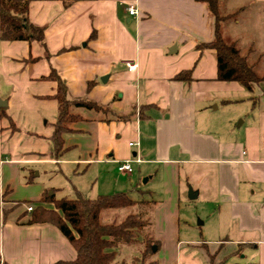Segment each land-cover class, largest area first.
Masks as SVG:
<instances>
[{"label":"crops","instance_id":"crops-1","mask_svg":"<svg viewBox=\"0 0 264 264\" xmlns=\"http://www.w3.org/2000/svg\"><path fill=\"white\" fill-rule=\"evenodd\" d=\"M247 1L264 22V0ZM129 5L138 15L129 14ZM28 18L44 29L43 43L0 39V98L7 102L0 107L6 116L0 114V264L76 256L55 226L27 223V207L46 188L57 190L38 171L27 179L30 164H58L50 139L56 82L43 78L51 68L69 98L109 110L70 107L82 118L69 124L64 152L70 154L59 161L73 165L72 173L90 169L92 178L85 188L75 185L76 195L133 188L153 197L140 205L152 210L143 227L151 231L156 264H210L208 254L215 263L264 264V30L245 33L262 44L255 58L254 41L241 50L255 70L262 65L256 71L262 79L247 89L220 80L214 49L198 46L214 36V17L202 1L29 0ZM183 70L190 79H174ZM127 159L132 171H119ZM189 187L200 200L201 227L180 211L191 199Z\"/></svg>","mask_w":264,"mask_h":264},{"label":"trees","instance_id":"trees-1","mask_svg":"<svg viewBox=\"0 0 264 264\" xmlns=\"http://www.w3.org/2000/svg\"><path fill=\"white\" fill-rule=\"evenodd\" d=\"M197 1L206 3L214 17L212 40L201 42L198 46L214 49L217 77L220 80L237 81L245 88L251 89V84L262 79L255 70V62L250 61L247 53L241 52L236 39L225 38L226 26L224 25L228 20L236 17V11L221 12L219 0ZM28 3L29 0H0V39L44 42V29L32 23L28 18ZM92 36L93 33L90 37ZM43 78L56 82V91L52 97L57 102V116L50 139L52 153L57 158L67 149L64 145V134L70 131L69 124L82 118L70 111L71 106L105 112L109 110L106 106L84 97L69 98L65 81L53 68ZM174 79H190V70L179 72ZM93 83L92 80L88 81L86 89H90ZM117 116L125 118L127 115ZM10 125L12 129H15L11 120ZM54 191L51 188L50 194L48 190L42 193L31 207L27 223H48L55 226L73 246L76 256L71 260H56L50 264H156L155 261L147 260L151 251L150 240L154 242L152 239L149 242L147 240L142 248H138L140 251L130 259H127L128 256H123L121 259L118 257L121 245H138L137 230L142 229L148 222L145 218L149 214L147 210L131 212L120 221L106 223L100 220L104 209L133 207L148 201L129 198L124 191L100 194L94 198L84 197L79 193L73 198H55ZM44 203H51L52 206L46 207ZM208 257L210 264H224L226 260L223 258L215 263L214 255L208 254Z\"/></svg>","mask_w":264,"mask_h":264},{"label":"rangeland","instance_id":"rangeland-1","mask_svg":"<svg viewBox=\"0 0 264 264\" xmlns=\"http://www.w3.org/2000/svg\"><path fill=\"white\" fill-rule=\"evenodd\" d=\"M248 4V5H247ZM247 5V6H246ZM260 10V9H259ZM258 8H255L253 6H251V4H249V1L247 0H221L220 1V11L223 13H231V12H235L236 11V19L237 21H241L240 23H237V25H234L231 27L230 30H228V28L226 29L225 27V38L228 40H233L236 38L237 35H239V41H238V46L241 48L242 52H245L248 48H250V45L252 44L251 41L254 43L252 48H254L255 52V56L253 54V58L257 57V55L260 53L262 47H261V41L260 39H254L253 40L251 38H246V31L250 32L252 34V36H254V34L259 33L262 34L263 30H264V22L262 20V16L259 13ZM225 26V25H224ZM245 34V35H244ZM264 61V59H263ZM263 64V63H261ZM262 65H259L256 68V71L260 74V69H261ZM5 108V106H4ZM3 108V109H4ZM1 109L0 108V114H1ZM2 116H4V114H1ZM6 118V116H4ZM70 153L63 152L61 153V155H59L58 158V164L54 163V164H47V163H39L37 164V167L35 168L36 164H30L32 166V172H27L28 177L27 179H29L30 174L32 175L33 173H35L36 171H38L40 173V178L45 179L46 184L48 185H53L54 187H57V190L55 191L54 195L55 198H59V197H67V198H73L75 197V185H78L79 187H83L86 186V184H90L91 183V176L89 175L90 173V169L87 172H83V168H81L82 166L79 167V169L75 172L72 173L73 169V165L72 167L65 165V163H62L59 161L60 158H66L69 156ZM59 167H61L62 173L60 172L61 170L59 169ZM34 170V171H33ZM67 170V172H66ZM144 181V177L141 178V182ZM149 184V183H148ZM148 184H142L141 186L143 187V185H147L144 188H147L149 185ZM68 187H66V186ZM74 186V187H73ZM69 187L71 189H69ZM78 188V187H77ZM127 190V195L129 198L135 199V200H145V201H150L153 199V197H150L148 195H146L145 193H139L138 191L134 190L133 188L129 190V188H126ZM46 190H48V193L51 190V187L46 188ZM90 197V196H88ZM26 200V198L21 199V201ZM142 203V202H141ZM50 205H52L51 203H48ZM144 204V203H142ZM144 205H140L136 204L133 207H122V208H108V209H104L101 212L100 215V220L102 222H106V223H110V222H115V221H120L122 218H124L127 214L131 213V212H140L143 209ZM200 206V200L198 198H193V199H189L188 202H183L181 203V208L180 211L182 212V217L183 214L185 216H189L191 217V221L194 225H197L199 227H201L202 225L199 224L200 221H202V219L204 218V216H202V214H198V208ZM145 207V206H144ZM148 211H152L151 207H149ZM200 215V217H199ZM147 217V216H146ZM145 217V218H146ZM151 217V216H150ZM181 226L183 228H186V226L181 222ZM197 232H199V229H196ZM150 234L151 231H147V229H145L144 227L140 230H137V235H136V239L138 240L137 243L138 245H134V246H129L127 244H123L119 247V253L121 254V256H128L127 259H130L131 256L136 255L138 253V250L140 251L139 248H142L143 246H145V242L148 240H150ZM152 239V238H151ZM151 251L149 252L148 255V261H156L157 260V250L155 249V244L153 242H151ZM193 249L189 248L188 251H192ZM186 251V252H188ZM186 252L184 253L182 250V254H186ZM243 255V253H241V256ZM120 256V257H121ZM122 256V257H123Z\"/></svg>","mask_w":264,"mask_h":264},{"label":"built area","instance_id":"built-area-1","mask_svg":"<svg viewBox=\"0 0 264 264\" xmlns=\"http://www.w3.org/2000/svg\"><path fill=\"white\" fill-rule=\"evenodd\" d=\"M127 10L129 12V14L131 15H138V9L133 6V5H129L127 7ZM126 65L129 69H133L136 67V63L134 62H126ZM133 142H129V145H132ZM136 161H139V159L137 158ZM118 170L121 172H126V173H130L132 171V165H131V160L127 159V160H123L119 163L118 165ZM27 209H31V207H27Z\"/></svg>","mask_w":264,"mask_h":264},{"label":"water","instance_id":"water-1","mask_svg":"<svg viewBox=\"0 0 264 264\" xmlns=\"http://www.w3.org/2000/svg\"><path fill=\"white\" fill-rule=\"evenodd\" d=\"M6 104H7L6 100L0 98V107H4L6 106ZM188 197L191 199L196 197V192H193L191 187L188 188Z\"/></svg>","mask_w":264,"mask_h":264}]
</instances>
